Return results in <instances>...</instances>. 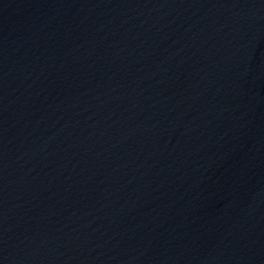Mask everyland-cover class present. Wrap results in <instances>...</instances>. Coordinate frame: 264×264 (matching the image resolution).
I'll return each mask as SVG.
<instances>
[{
    "label": "water",
    "instance_id": "95a60500",
    "mask_svg": "<svg viewBox=\"0 0 264 264\" xmlns=\"http://www.w3.org/2000/svg\"><path fill=\"white\" fill-rule=\"evenodd\" d=\"M0 264H264V0H0Z\"/></svg>",
    "mask_w": 264,
    "mask_h": 264
}]
</instances>
